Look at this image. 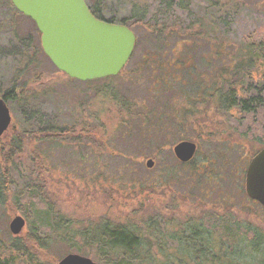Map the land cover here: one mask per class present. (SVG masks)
<instances>
[{
    "label": "rangeland",
    "instance_id": "obj_1",
    "mask_svg": "<svg viewBox=\"0 0 264 264\" xmlns=\"http://www.w3.org/2000/svg\"><path fill=\"white\" fill-rule=\"evenodd\" d=\"M212 1L170 0L172 5L166 13V0L103 1L105 18L120 20L131 14L132 5H137L148 24L133 25L140 41L118 75L79 81L57 69L41 50L33 52L31 46L38 45L40 37L36 23L17 13L9 0H0V51H5L0 61V91L13 84L17 90L23 89L25 97L28 95L22 105L8 101L17 129L33 130L49 122L74 125L82 141L78 145L21 141L10 172L11 198L26 191L35 177L29 176L28 170L42 162L48 168L41 178L45 179L42 186L47 193L41 194L44 206L37 209H58L83 225L98 219L130 222L133 218H150L164 234L166 248L175 250L168 258L180 257L185 264H194L183 255L189 251L180 250L178 233L166 232L170 228L166 230L164 222L168 221L174 230L182 229L188 217L201 222L207 230L212 228L210 241L215 249L217 237H226V226L230 233L233 229L234 236H242L245 230L246 237L253 236L252 229L248 231L243 224L249 221L264 230V210L251 206L243 196L248 153L264 141L262 126L259 128L250 115L236 119L204 98L210 75L214 74L220 84L219 73L237 57L246 33L264 23V1L231 0L225 12L219 14ZM191 37L189 42L182 40ZM26 42L30 47L24 46ZM18 46L28 52L24 59L16 51ZM39 117L42 121L37 120ZM15 133L8 132L0 139L6 141ZM181 139L198 143L194 162L182 165L169 148ZM153 152L155 156L150 157L154 164L149 169L147 160L140 157ZM35 155L37 161L33 160ZM167 169L174 171V176L160 179ZM24 210L21 200L15 206L10 200L0 203V243L28 232L35 212L29 211L31 218H26ZM20 214L29 222L15 236L8 225ZM161 240L156 237L154 252L160 249ZM57 242L40 256L42 264H56L65 256L67 246ZM263 245L245 248L241 244L235 249L238 254H247L256 247L262 246L263 250ZM81 249L85 252L80 254L89 255L98 264H112L97 261L92 256L95 252L99 256L94 246ZM232 250L231 246L226 248L227 253ZM160 256L157 252L159 263ZM263 263L248 255L238 262ZM199 264L230 263L221 257L210 262L204 259Z\"/></svg>",
    "mask_w": 264,
    "mask_h": 264
},
{
    "label": "trees",
    "instance_id": "obj_2",
    "mask_svg": "<svg viewBox=\"0 0 264 264\" xmlns=\"http://www.w3.org/2000/svg\"><path fill=\"white\" fill-rule=\"evenodd\" d=\"M85 1L96 18H101L108 22L124 23L132 30L133 25L148 24L144 22L145 17L143 16V11H140L137 5H132L131 14L129 16L123 15L121 19L118 20V18L114 16L110 18L104 17L102 4L103 1L106 0ZM219 1L213 0L211 3L218 14L224 11V7L226 9V7L230 5L231 0H225V2L221 3ZM9 2L15 11H17L12 1L9 0ZM170 4V0H166L164 13L170 10ZM17 13L23 15V13L19 11H17ZM261 17L264 18V16ZM128 21H130V23H128ZM37 32L39 33V31ZM135 36L136 43L134 48L140 41L136 33ZM192 38L193 37L189 39L184 38L182 40L189 42ZM180 40L181 39H178L177 43ZM22 42L21 40L19 44H22ZM242 42L243 48L238 52L237 57L231 60V62L225 66L224 70L219 73L221 79L220 84H218V79L214 78V74L210 75L211 81L209 84L205 85L206 92L204 98H209L218 110L225 113L228 112L236 119L239 118L242 120L247 119L249 115L252 116L253 122L256 123L259 128L262 126V132H264V125H262L264 124V23H262L259 29L256 26L254 31L246 33ZM36 43L38 45L31 46L33 52H36L37 49L43 52L40 37ZM24 46L30 47V44L26 42ZM16 51L23 59L24 56L26 57L28 54V52H26L25 49L22 50L20 46H18ZM0 94H2L1 91ZM32 94H34V92H32ZM2 97L7 101L16 100L18 104L22 105L26 103L28 95L25 97L23 89L19 91L12 84L4 91ZM37 120L42 121L40 117ZM86 135L90 138L89 134ZM28 139L32 140L34 143L52 142L60 144L61 142H74L78 145L82 142L81 136L78 134V130L74 125L69 126L63 124L57 126L50 122L44 123L43 125L39 124L38 127L33 130H16V133L6 139V141L2 142L0 139V203H9L10 200V203L15 206L16 203L21 200L23 205H25L24 212L26 218H31L28 214L29 211L33 210L35 212L32 216L34 220L32 226L28 227V232L23 237H14L8 243H0V264H42L40 256H43L45 251L52 249L56 241H59L57 243H63V245L67 246L68 250H66L65 253H83L85 251L81 249L82 247L88 248L94 246L96 250H98L99 256L96 255L97 252L93 253L92 256H94L97 261L104 260L106 263L185 264L180 257H177L176 260L168 258L169 252H175V250H172L171 247H169V249L166 248V243L163 241L164 234H161L162 232L158 223L155 222V224H151L150 218H143L142 221L133 218L130 222L98 219V221L96 220L93 221V223L90 222L83 225L63 215L58 209H54V211H41L37 209V207L42 208V206H44L40 197L41 194L44 195L46 191V187L42 186L44 185L43 181H45V179H42V181L41 178L45 177L44 175L48 168L42 162H36L33 169L31 171L28 170L29 176H35V179L33 178V180L28 182V188H26L25 192L24 190L20 191L12 199L9 188L12 184L10 172L13 168L12 165L15 162V158L21 150V141H26ZM180 141H182V139ZM261 144L259 148L249 151L248 158L264 146V141H262ZM172 145L169 146L171 150ZM154 153L155 152L150 155H141L140 160H145L150 158V156L154 157ZM195 155L191 161L184 164L194 162ZM37 158L38 157L35 155L33 160L37 161ZM184 164L182 163V165ZM173 176L174 171L167 169L161 174L160 179H169ZM37 198H39V200H37L38 202H32L33 199L35 200ZM219 215L216 214L215 216ZM25 221H27V225L29 220L26 219ZM200 223L201 222L196 223L193 221V218L188 217L184 220L182 229L174 230L172 226L168 225L170 224L168 221L164 222L165 229L168 230L167 228H170L166 232H170L171 234L178 233L179 237L176 238V241L179 243L178 247H180V250L189 251L188 255H186L185 252L183 255L189 257L194 264H199V262L204 259L209 262L216 259L219 260L221 257L226 258L230 264H238L239 260L246 259V255L252 259H254V257L260 258L264 262V249L262 250V246L260 249H258L259 247L254 248L251 253L247 252V254L245 252L238 254L235 249V246L241 244H245V248H251L254 245H263L264 241L261 242L259 241L260 239H258L256 241L254 240V242H249L247 241L245 232L242 236H234V233H232L233 229H231L230 233L229 227L226 226L224 229L226 237H217L218 249H215L216 246L210 241L211 235L214 233L212 228L207 230V227ZM171 224H175L173 220ZM223 225L224 223L222 226ZM158 236L162 237L158 245L160 249L154 252L155 247L153 248V244ZM261 240L263 239L261 238ZM187 244V248L182 247V245L187 246ZM230 246L234 250H232L231 253H227L226 248ZM157 252H159V255L161 254L160 257L162 262L160 263L155 259Z\"/></svg>",
    "mask_w": 264,
    "mask_h": 264
},
{
    "label": "water",
    "instance_id": "obj_3",
    "mask_svg": "<svg viewBox=\"0 0 264 264\" xmlns=\"http://www.w3.org/2000/svg\"><path fill=\"white\" fill-rule=\"evenodd\" d=\"M20 13L35 21L43 53L68 77L92 81L118 75L134 52L135 32L124 23L96 18L85 0H11ZM264 1V0H263ZM6 100L0 97V137L11 123ZM181 163L193 159L196 142L183 139L172 146ZM151 168L154 159H146ZM245 172L244 188L249 198L264 206V147L253 154ZM20 214L10 219L8 229L17 236L25 227ZM57 264H98L80 253H66Z\"/></svg>",
    "mask_w": 264,
    "mask_h": 264
},
{
    "label": "flooded vegetation",
    "instance_id": "obj_4",
    "mask_svg": "<svg viewBox=\"0 0 264 264\" xmlns=\"http://www.w3.org/2000/svg\"><path fill=\"white\" fill-rule=\"evenodd\" d=\"M4 49H2L1 51H0V61L1 60H4ZM2 93V92H1ZM3 94H4V92L2 93V94H0V97H2L3 96ZM3 98V97H2ZM3 100H5V99H3ZM6 103H7V105H8V101L6 100ZM8 108H9V105H8ZM9 111H10V109H9ZM11 112V111H10ZM11 123L9 124V126H8V128L3 132V135L0 137V138H2L4 135H6V134H8V132H11V133H15L16 132V130H18L17 129V124H15L14 122H13V120H12V115H11V121H10ZM262 143V141H260L259 142V144H261ZM262 145V144H261ZM264 147V146H263ZM255 154V153H254ZM251 158V157H250ZM250 158H249V161H250ZM249 161H248V163H249ZM248 163H247V165H248ZM246 165V168H245V172H246V169H247V166ZM245 172H244V176H245ZM243 176V177H244ZM244 183H245V177H244ZM244 189V193H243V196L245 197V199H246V201L247 202H250V204H251V206L252 205H254L255 207H258V209H260V210H264V206H262L257 200H255V199H251V198H249L248 196H247V194H246V190H245V188H243ZM244 225H247V227H245L248 231L250 230V229H252V232H254L253 233V236H251V237H246L247 238V241H249V242H254V240L256 241V240H258V239H260L259 241H261V242H263L264 240H261V238H263L264 237V230H260L261 229V227H260V225L259 224H257L256 222H254V221H249V222H247V224L246 223H243ZM245 233H246V230H245ZM248 233H250V232H248ZM246 235H247V233H246ZM59 260V258L56 260V264H57V261Z\"/></svg>",
    "mask_w": 264,
    "mask_h": 264
}]
</instances>
